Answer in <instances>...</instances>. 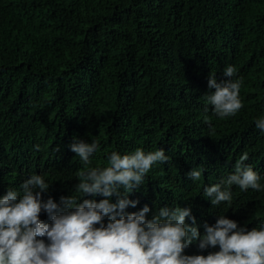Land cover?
<instances>
[{"label":"trees","instance_id":"1","mask_svg":"<svg viewBox=\"0 0 264 264\" xmlns=\"http://www.w3.org/2000/svg\"><path fill=\"white\" fill-rule=\"evenodd\" d=\"M0 10V21L25 15L27 24L35 22L24 31L35 35L29 37L41 49L29 62L40 79L25 87L31 96L26 106L38 115L9 128L15 105L6 88L23 75L26 81L35 78L19 59L24 39L0 46V194L5 176L27 170L41 153L62 158L72 189L76 174L106 166L113 151L164 148L173 165L154 166L164 181L149 172L131 194L139 204L127 211L159 200L162 206L191 207L203 231L223 204L213 207L202 194L211 181V159L204 158L206 152L201 156L199 135L216 133L199 125L212 113L210 106L205 111L208 76L226 79L225 68L218 71L224 64L234 65L243 79L240 96L249 107L236 117H252L249 161L264 176V132L254 123L264 116V0H0ZM229 127L234 138L235 127ZM74 138L100 140L91 165L68 149ZM193 167L204 170L196 182L187 175ZM238 195L234 209L243 219L264 218V192ZM207 250L204 255L218 247Z\"/></svg>","mask_w":264,"mask_h":264},{"label":"clouds","instance_id":"2","mask_svg":"<svg viewBox=\"0 0 264 264\" xmlns=\"http://www.w3.org/2000/svg\"><path fill=\"white\" fill-rule=\"evenodd\" d=\"M4 16L0 10V19ZM34 24H27L25 15L0 21V46L24 39L26 47L19 59L35 78L26 81L23 75L22 81L6 88L15 105L9 128L32 122L38 115L34 107L26 106L31 96L25 89L40 79L30 71L29 62L41 49L37 38L29 37L35 35L24 31V26ZM223 69L226 79L218 80L215 73L208 76L205 111L210 106L212 113H205L199 125L213 126L216 133L199 135L201 156L206 152L204 158L211 159L207 169L211 181L202 194L213 207L223 204L208 219L209 224L204 223L203 231L191 207L162 206L159 200L127 211L139 204L131 194L145 183L149 172L155 181H164L154 168L172 160L164 148L147 152L136 148L124 154L113 151L106 166L88 167L76 174L72 189L62 158L41 153L32 159L30 168L7 174L1 181L0 264H264V218L252 223L256 218L245 220L234 209L238 193L264 192V176L249 161V149L255 145L250 138L252 117L238 121L236 115L249 107L240 96L243 79L234 65L224 64L218 71ZM254 123L257 132H264V116ZM227 124L235 127L234 138H229ZM100 146L99 139L74 138L67 143L86 166L92 164ZM40 147L34 143L35 150L41 152ZM203 171L193 167L187 175L196 182ZM99 196L103 198L98 200Z\"/></svg>","mask_w":264,"mask_h":264}]
</instances>
